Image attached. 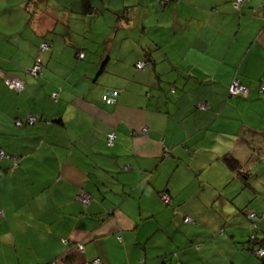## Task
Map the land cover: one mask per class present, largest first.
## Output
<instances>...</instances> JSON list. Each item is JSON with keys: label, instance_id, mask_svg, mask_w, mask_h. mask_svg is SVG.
Wrapping results in <instances>:
<instances>
[{"label": "crops", "instance_id": "obj_1", "mask_svg": "<svg viewBox=\"0 0 264 264\" xmlns=\"http://www.w3.org/2000/svg\"><path fill=\"white\" fill-rule=\"evenodd\" d=\"M233 1L0 0V264H261L264 0Z\"/></svg>", "mask_w": 264, "mask_h": 264}, {"label": "trees", "instance_id": "obj_2", "mask_svg": "<svg viewBox=\"0 0 264 264\" xmlns=\"http://www.w3.org/2000/svg\"><path fill=\"white\" fill-rule=\"evenodd\" d=\"M63 1H67L68 2V5L66 6L65 4H63ZM71 1L72 0H59V2H60V4L61 5H59L58 6V10L60 11L61 10V13L60 14H63V13H65V12H69L70 14L72 13H74L75 15H80V16H84L85 17V21H87L86 19H93V18H95L96 17V9L90 4H86V5H84V6H80V8L78 9L77 7H74L73 5H75V4H71ZM75 1H77V0H75ZM83 1H87V0H83ZM154 1H156L158 4H164V3H168L169 1H171V0H154ZM244 1H246V0H241L238 4L236 3V0H234L233 1V6H234V10L235 11H238L239 10V8H240V5H241V3H243ZM37 3H40L41 5H43V7L45 6H48V4L50 3V0H26V9L28 10V8L30 7L31 9H33V6H35ZM73 3H78V2H73ZM237 5V6H236ZM62 6V7H61ZM71 9V11H70V9ZM126 8H128V7H125L124 9V11L122 10V13L119 15V16H115L116 17V20H115V22L117 23V22H120V21H123L124 23L126 22H128V14H127V12H128V10H126ZM29 11V10H28ZM73 11V12H72ZM32 14V13H31ZM74 17H76V16H74ZM69 18V17H68ZM83 18V17H82ZM84 19V18H83ZM31 20V18L29 19V21ZM31 22V21H30ZM29 22V23H30ZM48 48H49V44L48 43H41L40 45H39V47H38V50L40 51V52H43V51H45V50H48ZM80 55H82V57H80ZM83 53L82 52H79V53H77L76 54V57L78 58V59H82L83 58ZM138 62H141V61H138ZM144 62H146V64L145 65H147V61H144ZM36 66H38V68H39V72L36 74V75H30V70H32L34 67H36ZM135 66H136V64H135ZM136 68V67H135ZM137 69V68H136ZM139 70H141V69H139ZM41 73H42V62H41V59L39 58V56H37V57H35L34 58V60H33V64H32V66L31 67H28V69L26 70V74H28V75H30V76H32V77H34V78H36V77H39L40 75H41ZM14 78H11V77H0V80L2 81V83L6 86V87H8V88H10L9 86H8V81H10V80H13ZM264 79V78H263ZM262 81V80H261ZM11 89V88H10ZM112 93H114V98H113V102L111 103V104H106V102L104 101V97L106 96V95H108V96H110ZM119 94H120V92H119V90L118 89H110L109 91H106L103 95H102V97H101V101L105 104V105H112V104H114L115 102H116V99L118 98V96H119ZM261 94H263V93H261ZM239 95H237V96H234V97H238ZM230 97V96H229ZM55 100H56V98H54ZM27 118V117H26ZM26 118L25 119H23V120H21V119H17V120H15V125H16V122H18V121H20V125H18V127H20V126H24V127H29L30 125H28V123H27V121H26ZM17 126V125H16ZM32 126V125H31ZM163 194V193H162ZM161 195V194H160ZM166 206H168V205H166ZM71 248H74L75 249V246H73V245H71L70 246V249ZM74 251H76V252H80L78 249H75Z\"/></svg>", "mask_w": 264, "mask_h": 264}, {"label": "built area", "instance_id": "obj_3", "mask_svg": "<svg viewBox=\"0 0 264 264\" xmlns=\"http://www.w3.org/2000/svg\"><path fill=\"white\" fill-rule=\"evenodd\" d=\"M241 0H236V3L238 4ZM237 6V5H236ZM80 57H82V55H80ZM145 62H137L136 63V68L139 70V69H143V67L145 66ZM39 72V68L38 66L34 67L32 70H30V75H36L37 73ZM8 86L11 88V89H15L16 91H20L23 87V84L15 79L13 80H10L8 81ZM258 92L259 93H264V79H262V81L259 83L258 85V88H257ZM247 94V88L246 87H243L241 86L240 84H238L236 81H232V83L229 85L228 87V96L230 97H234V96H244ZM114 93H112L110 96L106 95L104 97V101L106 102V104H111L113 102V98H114ZM53 98H56V97H53ZM26 121L28 123V125H33L35 123V118L33 116H28L26 118ZM20 121L16 122V125H20ZM114 134L113 133H109L107 134L106 136V143L108 146H111L113 144V140H114ZM0 157H3L2 154H0ZM76 199L83 205H86L89 200H90V197L88 194H86L85 192L83 191H80L78 193V195L76 196ZM160 199L162 201V203L164 205H169L170 204V197L166 194V193H163L160 195ZM248 218L253 220V221H256L257 220V217L255 215V213L253 211H251L250 213H248ZM185 223H189L190 222V219L188 217H185L184 220H183ZM71 246V245H70ZM76 249H78L79 251H82L83 250V247L80 246V245H76L75 246ZM255 255L257 257H264V249H257L255 251ZM93 264H98V260L96 261H93Z\"/></svg>", "mask_w": 264, "mask_h": 264}, {"label": "water", "instance_id": "obj_4", "mask_svg": "<svg viewBox=\"0 0 264 264\" xmlns=\"http://www.w3.org/2000/svg\"><path fill=\"white\" fill-rule=\"evenodd\" d=\"M261 264H264V257L262 258Z\"/></svg>", "mask_w": 264, "mask_h": 264}, {"label": "rangeland", "instance_id": "obj_5", "mask_svg": "<svg viewBox=\"0 0 264 264\" xmlns=\"http://www.w3.org/2000/svg\"><path fill=\"white\" fill-rule=\"evenodd\" d=\"M259 261H260V259H259Z\"/></svg>", "mask_w": 264, "mask_h": 264}]
</instances>
